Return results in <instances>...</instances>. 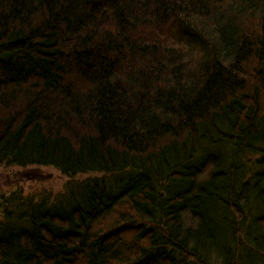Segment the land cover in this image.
<instances>
[{
    "label": "trees",
    "instance_id": "1",
    "mask_svg": "<svg viewBox=\"0 0 264 264\" xmlns=\"http://www.w3.org/2000/svg\"><path fill=\"white\" fill-rule=\"evenodd\" d=\"M0 164V264H264V0H0Z\"/></svg>",
    "mask_w": 264,
    "mask_h": 264
},
{
    "label": "rangeland",
    "instance_id": "2",
    "mask_svg": "<svg viewBox=\"0 0 264 264\" xmlns=\"http://www.w3.org/2000/svg\"><path fill=\"white\" fill-rule=\"evenodd\" d=\"M84 174L80 177H85ZM70 177L52 166H7L0 164V199L3 194L22 189L24 194L57 193L64 191ZM1 217V212H0Z\"/></svg>",
    "mask_w": 264,
    "mask_h": 264
}]
</instances>
